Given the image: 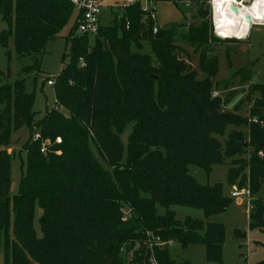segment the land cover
I'll list each match as a JSON object with an SVG mask.
<instances>
[{"label": "trees", "instance_id": "16d2710c", "mask_svg": "<svg viewBox=\"0 0 264 264\" xmlns=\"http://www.w3.org/2000/svg\"><path fill=\"white\" fill-rule=\"evenodd\" d=\"M119 13L112 27L101 26L93 46L90 36L78 34L75 21L67 38L70 63L55 78L56 106L39 121L23 77L38 71L39 63L24 66L14 85L5 84L0 71V238L14 215L5 264H150L147 232L184 249L203 246L208 263L223 264L226 230L209 219L226 213L232 200L222 185L200 183L192 168L208 177L226 162L228 184L236 185L241 176L237 185L248 187L254 199L250 229L264 230V126L250 122L264 121V83L251 85L246 118L238 110H222L228 98H213L219 58L212 47L241 41L216 38L201 17L199 24L177 26V32L158 28L151 18L144 24L141 3ZM75 14L67 0H0L8 28L0 45L13 37L22 60L41 55ZM177 42L200 52L204 79L181 60ZM145 44L151 54H142ZM243 77L249 80V72L235 79ZM23 128L30 133L25 173L12 196L14 156L7 147ZM127 131L124 162L121 135ZM124 205L133 209L127 221ZM36 206L43 211L41 238L34 227ZM172 207L200 210L206 220L180 221ZM155 254L159 264H187L177 263L169 250Z\"/></svg>", "mask_w": 264, "mask_h": 264}, {"label": "rangeland", "instance_id": "374dc122", "mask_svg": "<svg viewBox=\"0 0 264 264\" xmlns=\"http://www.w3.org/2000/svg\"><path fill=\"white\" fill-rule=\"evenodd\" d=\"M153 4L156 14L155 21L157 27L160 29L170 28L175 29L177 32V26L186 25L188 27L192 24L201 23V19H203L204 24H208L213 28V34L216 38L221 40H239L237 38H222L216 35L215 27L212 22L213 9L211 0H200L198 5L192 0L188 4L181 3L179 0L155 1ZM201 11L202 14L199 16V12ZM117 14L121 16L119 11L112 12L110 9H105L101 15V26L105 28L112 27L117 18ZM148 20L149 17L145 16L142 23L146 24ZM74 23L73 15L69 24L62 32L55 39L47 43L41 55L31 56L25 60H22L16 53L13 37H10L7 46L0 45V71L4 74L3 82L5 84L14 85L23 75L21 71L24 66H34L36 61L39 63L38 71L23 76L26 78V93L33 94L35 98L34 112L36 113V121L43 119L46 113L53 110L56 106L55 90L53 87L47 85V79L59 77L64 68L70 63L69 55L71 44L68 43L67 38L71 33ZM7 30V25L1 20L0 16V34ZM93 38L94 37H90L91 45L93 44ZM176 47L178 48L177 54H181L178 56L184 61L186 66L189 69H195L199 79H204L198 65V54H200V52L198 51L196 54L191 46L181 42H177ZM180 49L182 50L181 52ZM133 52L136 51L133 49ZM212 52L219 58V73L217 77L212 79L216 84L213 88V94L217 93L223 101L227 98L231 101L228 105L222 106L223 111L230 112L233 110V112H236V110H238L236 114L244 118L248 117L249 102H247L246 98L250 87L251 85L264 83V26H253L246 41L233 43L231 45H213ZM142 54H151L150 47L147 44H145ZM242 70L249 72V80H246L245 77L242 79H235ZM238 101L239 103L235 110L236 105L233 106V103ZM57 110L61 113H66L63 108L58 107ZM40 132V129L36 131L37 134H40ZM29 140V130L23 128L13 134L11 145L7 147L8 152L14 156L11 186L12 196L18 193L20 181L25 173L23 162H26L27 154L23 149L24 145ZM128 140L129 131L121 135V142L125 149L123 156L124 162L127 161ZM46 142H48V145L50 144V141ZM56 144H58L57 141ZM57 153L56 155H61V152ZM230 167V162L215 166L208 177L203 171L192 168V171L195 172L193 175L200 183L209 184L211 186L217 184L222 185L223 195L232 200L226 213L209 219L212 223L222 224L226 230V241L223 247V264H264V230H251L249 227L250 220L247 213V205L240 202V200L237 203L238 200L231 197L233 186L231 187L228 184V172ZM242 182L243 179L240 176L237 180V184L241 185ZM237 184L234 186L240 188ZM172 210L176 213V218L180 221H183L186 217L206 220L203 212L200 210L183 207H172ZM122 211L123 219L125 216L129 217V215L133 213V209L129 205H124ZM42 215L43 211L39 206H36L34 227L39 238L43 236L40 224ZM12 217L14 218V215ZM13 218L11 219L8 231L2 234L0 238V264H5L4 243L6 238L8 237L11 241H13L14 238ZM243 234H245V236H243ZM160 239L162 240V238ZM162 241L166 242V245L158 247L157 251L169 250L172 258L177 261V263L211 264L206 261V252L203 246H190L184 249L180 244H177L175 240ZM171 243L174 244L171 245ZM128 246H130V244L126 245V247ZM143 248L144 247H142V249L140 248L141 253L143 252ZM131 254L133 257L134 251H132Z\"/></svg>", "mask_w": 264, "mask_h": 264}, {"label": "built area", "instance_id": "2783aa9c", "mask_svg": "<svg viewBox=\"0 0 264 264\" xmlns=\"http://www.w3.org/2000/svg\"><path fill=\"white\" fill-rule=\"evenodd\" d=\"M71 2V4L74 6L77 16H76V24L78 28V34L80 36H90V37H96L99 35L100 28H101V15L105 9H110L112 12L119 11L121 12L124 8L132 6L136 3L142 4V11L146 15V17H149L153 20H155V12L153 10L152 3L155 0H67ZM181 3L188 4L190 3V0H179ZM255 0H232L230 7H235L238 11H244L246 12L247 9L252 8ZM215 0H211V6L213 9V17L212 22L215 27V32L218 37L219 33L216 30V24H215ZM229 12L232 13L230 10ZM256 23H259L257 25ZM252 26H264V20H253L252 18ZM81 66L84 67L85 64L83 61H81ZM55 78H49V81L47 82V85L50 87L55 86ZM219 95L217 93L213 94V98H218ZM250 122H253L255 124H261L264 126L263 122H259L258 119H250ZM40 139V134H36L33 138L34 141H37ZM58 144H61V138H58L57 140ZM48 146V142H45L42 146L41 152L43 154L46 153ZM58 154V153H57ZM233 191L231 193V197L235 200H240L243 204L247 205L248 209V216L251 214V212L254 209L253 202L254 199L251 196L250 190L248 187L238 188L237 186H233ZM131 217V214L128 216H125L123 219L124 221H127ZM146 242L147 247L150 252V264H159L158 260L156 258V250L158 247H162L166 245V242L162 241L160 238L154 236L152 233L147 232L146 233ZM174 243H171V245Z\"/></svg>", "mask_w": 264, "mask_h": 264}, {"label": "bare ground", "instance_id": "6f19581e", "mask_svg": "<svg viewBox=\"0 0 264 264\" xmlns=\"http://www.w3.org/2000/svg\"><path fill=\"white\" fill-rule=\"evenodd\" d=\"M232 0H215V24L219 36L222 38H248L251 26L246 16L252 20H264V0H255L252 8L239 14L229 12ZM259 25V23H256Z\"/></svg>", "mask_w": 264, "mask_h": 264}, {"label": "water", "instance_id": "95a60500", "mask_svg": "<svg viewBox=\"0 0 264 264\" xmlns=\"http://www.w3.org/2000/svg\"><path fill=\"white\" fill-rule=\"evenodd\" d=\"M230 10L232 11L233 14H236V15L239 14V11H238L235 7H230ZM246 19L249 21V24H250V26L252 27V20L250 19V17H249V16H246ZM158 33H159V30L156 29V30H155L156 37L158 36ZM246 39H247V38H241V39H239V40H241V41H245Z\"/></svg>", "mask_w": 264, "mask_h": 264}, {"label": "crops", "instance_id": "0c3cea01", "mask_svg": "<svg viewBox=\"0 0 264 264\" xmlns=\"http://www.w3.org/2000/svg\"><path fill=\"white\" fill-rule=\"evenodd\" d=\"M154 2H155V1H154ZM154 2H153V3H154ZM153 3H152V5H153V10H154V4H153ZM75 19H76V14L74 15V21H75ZM155 19H156V14H155ZM257 25H258V24H257ZM252 27H253V26H252ZM252 27H251V29H252ZM250 31H251V30H250ZM247 39H248V38H247ZM247 39H246V40H247ZM246 40H245V41H246ZM239 101H240V100H239ZM239 101L233 103V106L236 105V106H235V110H236V107H237ZM251 105H252V104L249 103V110H250V108H251ZM231 112H233V110H232ZM238 202H239V200L237 201V203H238ZM199 220H201V219H199ZM209 222H211V221L209 220ZM249 224H250V223H249ZM196 246H197V245H196ZM193 247H195V246H193Z\"/></svg>", "mask_w": 264, "mask_h": 264}]
</instances>
